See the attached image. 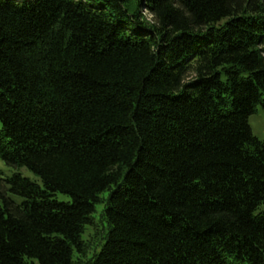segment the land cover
<instances>
[{
    "label": "trees",
    "instance_id": "trees-1",
    "mask_svg": "<svg viewBox=\"0 0 264 264\" xmlns=\"http://www.w3.org/2000/svg\"><path fill=\"white\" fill-rule=\"evenodd\" d=\"M258 107L264 0H0V264H264Z\"/></svg>",
    "mask_w": 264,
    "mask_h": 264
},
{
    "label": "rangeland",
    "instance_id": "rangeland-1",
    "mask_svg": "<svg viewBox=\"0 0 264 264\" xmlns=\"http://www.w3.org/2000/svg\"><path fill=\"white\" fill-rule=\"evenodd\" d=\"M248 124L251 129L252 134L260 141H264V110H262L260 107H258L254 114L249 116ZM15 173H19L21 176L27 178L31 182L37 184L39 187H42V183L39 179V177L29 170H27L24 167L16 168L13 166H9L4 163L0 159V179H5L8 177H11ZM9 198H11L16 204H19L21 202V198L15 195L7 194ZM54 199L60 202H70V198L67 195L63 194H56ZM0 205H2V200L0 198ZM103 208V205H97L96 206V212L93 214L94 223L96 225L92 227H88L85 230V233L83 235V239L89 244L94 245L96 242H98L99 236H96L95 232H101L102 231V225L100 223V213ZM33 264H38L35 260H33Z\"/></svg>",
    "mask_w": 264,
    "mask_h": 264
}]
</instances>
